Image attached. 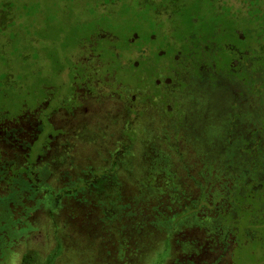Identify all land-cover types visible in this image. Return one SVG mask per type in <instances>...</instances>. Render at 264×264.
I'll use <instances>...</instances> for the list:
<instances>
[{"label":"rangeland","instance_id":"1","mask_svg":"<svg viewBox=\"0 0 264 264\" xmlns=\"http://www.w3.org/2000/svg\"><path fill=\"white\" fill-rule=\"evenodd\" d=\"M0 264H264V0H0Z\"/></svg>","mask_w":264,"mask_h":264}]
</instances>
